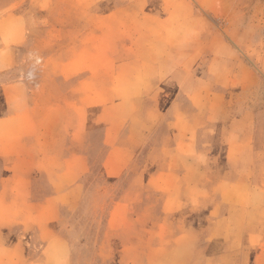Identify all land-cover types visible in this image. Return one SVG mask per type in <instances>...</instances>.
Returning a JSON list of instances; mask_svg holds the SVG:
<instances>
[{
  "label": "rangeland",
  "instance_id": "374dc122",
  "mask_svg": "<svg viewBox=\"0 0 264 264\" xmlns=\"http://www.w3.org/2000/svg\"><path fill=\"white\" fill-rule=\"evenodd\" d=\"M62 80L47 165L24 125ZM7 111L0 264H264V0H0Z\"/></svg>",
  "mask_w": 264,
  "mask_h": 264
},
{
  "label": "crops",
  "instance_id": "0c3cea01",
  "mask_svg": "<svg viewBox=\"0 0 264 264\" xmlns=\"http://www.w3.org/2000/svg\"><path fill=\"white\" fill-rule=\"evenodd\" d=\"M50 84L51 81H47L45 87L48 88ZM65 85V80H62L57 85H52L50 96H52V101L54 100L55 102H58L54 106L48 104L46 106H37V101L42 102L38 99V95H35L34 100L31 98L28 115L29 119L24 125V131L27 135L35 138L38 136L41 139L40 145H42L43 150V161L47 165L69 159L62 150L69 145L68 131L70 112L68 111V103L70 101H76V114L74 115V120L78 126L83 123L81 116L79 115V106L83 102L82 95L79 94L80 88L77 86L78 88H76L75 91L76 95H70L67 93L68 89ZM47 94L48 93H45L41 96L42 98H46V102H48L47 98L50 97ZM63 108H65L64 111ZM18 117H20V115L16 112H9L6 116L4 115L0 117V124L1 122L15 118L17 119ZM23 145H25L23 140L20 141L13 137L5 138L0 135V162L5 164L7 159H10L19 153V150L22 149ZM50 149H53L54 152L51 153ZM76 160L80 162L81 156H77Z\"/></svg>",
  "mask_w": 264,
  "mask_h": 264
},
{
  "label": "bare ground",
  "instance_id": "6f19581e",
  "mask_svg": "<svg viewBox=\"0 0 264 264\" xmlns=\"http://www.w3.org/2000/svg\"><path fill=\"white\" fill-rule=\"evenodd\" d=\"M34 70H35V69L32 68V69L29 71V75H30L31 77L34 76Z\"/></svg>",
  "mask_w": 264,
  "mask_h": 264
}]
</instances>
